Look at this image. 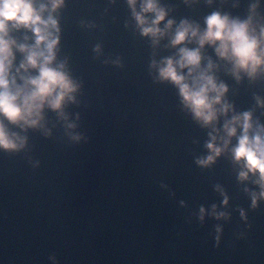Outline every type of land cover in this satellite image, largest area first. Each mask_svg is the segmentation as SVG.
Masks as SVG:
<instances>
[{
  "label": "water",
  "instance_id": "95a60500",
  "mask_svg": "<svg viewBox=\"0 0 264 264\" xmlns=\"http://www.w3.org/2000/svg\"><path fill=\"white\" fill-rule=\"evenodd\" d=\"M142 4L136 0V12ZM157 5L166 15L156 38L142 33L129 0H64L52 13L60 29L52 66L63 64L77 88L61 109L45 105L36 126L0 116L25 140L17 150L0 148V264H264V189L258 173L240 178L246 169L232 149L242 123L231 137L224 128L249 112V134L264 136V66L237 74L216 45L200 47L191 36L172 44L182 21L202 33L214 12L250 20L259 36L264 0ZM142 14L149 23L155 18ZM10 36L17 45L35 43L28 29ZM181 47L199 48L202 57L191 76L177 65L187 82L206 72L227 87L215 105L227 111L207 125L179 87L160 78L163 61L178 60ZM13 52L10 73L22 85L20 76L38 69L17 73L26 52ZM213 136L222 151L201 165L214 155L207 147Z\"/></svg>",
  "mask_w": 264,
  "mask_h": 264
},
{
  "label": "clouds",
  "instance_id": "9594fccd",
  "mask_svg": "<svg viewBox=\"0 0 264 264\" xmlns=\"http://www.w3.org/2000/svg\"><path fill=\"white\" fill-rule=\"evenodd\" d=\"M63 2L64 0H49L48 4L41 3L37 6L36 0H0V116L20 127L36 126L42 119V110L45 105L54 110L61 109L65 98L73 99L71 93L77 88L63 70V64L52 66L55 48L59 42L57 34L60 31L58 21L52 13L62 6ZM129 4L133 6V13L144 35H151L153 38L164 35V30L158 25L165 19L166 13L158 7L157 0H143L142 13H155V18L150 23L142 13L135 11L136 0H129ZM45 11L49 13L47 18L44 17ZM172 24L173 21L169 20L165 28H170ZM206 24V29L200 33L198 28H193L187 21H182L172 39V44H182L191 36L198 37L197 42L200 47H203L205 43L216 45L217 54L233 61L237 74L239 70H244L251 76L259 67L264 66V46H262L264 45V28L257 36L253 34L254 29L250 26V20L230 19L219 12L208 16ZM20 28L28 29L34 34L33 45H17L11 38V31ZM14 47L26 52L25 60L17 68V73L21 68L25 71L35 68L39 73L35 76L21 75L20 79L24 81L22 85L17 84L16 77L11 76L10 73L15 58ZM179 53L178 60L167 58L163 61V66L159 68L160 78L170 80L177 85L185 105L191 109L195 118L207 125L217 118L218 111H227L229 107L227 104L220 109L215 107L220 103L227 87L223 83L218 85L215 78L206 72L192 76V82H187V77L178 71L177 65L180 69L187 67L191 76L200 66L202 59L200 49L181 47ZM208 67H212L211 62ZM234 123H242L243 127L238 144L232 149L234 159L237 162L243 161L246 169L241 171L240 178L246 179L249 172L258 173L257 182L264 189V136L259 132L255 135L249 134L252 127L249 112L243 113L242 117L235 116L225 123L224 128L229 137L236 134L237 129L233 126ZM215 140L216 137L213 136L212 141L207 144L214 155L198 160L199 164L207 165L214 161L215 156L220 155L222 148L216 146ZM24 142V138L10 133L4 121L0 120V148L17 150L23 146ZM227 143L228 141H225V145ZM261 196H264V191L261 192ZM224 202L227 203V199ZM255 206L256 197L253 196V207ZM203 211L204 209L201 208V213ZM223 215L225 214L219 213V216Z\"/></svg>",
  "mask_w": 264,
  "mask_h": 264
}]
</instances>
